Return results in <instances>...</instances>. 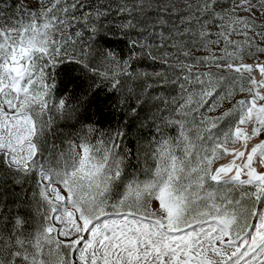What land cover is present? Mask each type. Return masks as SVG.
<instances>
[{
	"label": "snow or ice",
	"instance_id": "1",
	"mask_svg": "<svg viewBox=\"0 0 264 264\" xmlns=\"http://www.w3.org/2000/svg\"><path fill=\"white\" fill-rule=\"evenodd\" d=\"M0 264H264V0H0Z\"/></svg>",
	"mask_w": 264,
	"mask_h": 264
}]
</instances>
